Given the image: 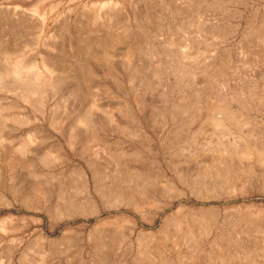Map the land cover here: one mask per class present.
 Instances as JSON below:
<instances>
[{"label": "rangeland", "instance_id": "obj_1", "mask_svg": "<svg viewBox=\"0 0 264 264\" xmlns=\"http://www.w3.org/2000/svg\"><path fill=\"white\" fill-rule=\"evenodd\" d=\"M110 16L111 29L109 24L105 30L91 25L97 17L105 22ZM252 24L258 39L245 44ZM105 37L118 40L110 43ZM230 52L231 86L259 77V64L264 63V0H182L180 4L174 0H0V264H151L139 254L137 245L124 254L130 222L117 217L135 219L136 232L155 231L181 204L184 210L175 215L180 225L177 229L171 225L169 231L182 246L184 264H264V235H250L251 226L264 224V211L258 210L264 208V166L250 163L257 173L252 187L234 181L231 171L221 173L226 182L242 184L230 193L203 189L202 195L186 191L180 197L158 198L145 188L142 193L151 203L148 215H140L127 204L117 207L102 202L89 166L105 170L100 183L115 193L114 179L144 176L156 160L167 172L164 158L182 166L181 158L189 154L187 142L206 114L204 97L196 89L211 78L206 66H217ZM175 54L180 65L191 64L197 72L178 73ZM21 83L32 91L23 92ZM168 83L176 85L171 97L188 96L194 103L180 116L190 124L170 121L161 128V102ZM92 96L97 110L92 107ZM144 103L158 104L152 118L139 110ZM193 115L197 120L192 122ZM239 118L242 126L236 123L231 145L229 141L218 144V138L211 140L203 133L195 142L198 149L216 153L220 145L236 151L251 147L259 133L254 129L256 138L251 141L246 130L253 124V128L264 125V106ZM152 119L158 120L153 123ZM182 127L187 129L183 132ZM262 130L264 134V126ZM261 143L264 149V139ZM22 145L26 150L21 152ZM210 162L203 157L192 164L193 176L204 174ZM246 163L240 160V169ZM83 171L90 178L89 190L82 186ZM93 201L98 212L92 209ZM103 218H108L111 234L100 240L103 247L97 249L89 234ZM238 232L246 234L236 237ZM110 241L113 246L108 249ZM141 241L144 244L145 238ZM168 245L164 251L158 247L153 257L175 264Z\"/></svg>", "mask_w": 264, "mask_h": 264}, {"label": "bare ground", "instance_id": "obj_2", "mask_svg": "<svg viewBox=\"0 0 264 264\" xmlns=\"http://www.w3.org/2000/svg\"><path fill=\"white\" fill-rule=\"evenodd\" d=\"M176 1L177 4H180L182 0H174ZM181 7V6H180ZM150 11V10H148ZM189 13V12H188ZM190 14L192 15V13L190 12ZM194 14V13H193ZM150 15V14H149ZM104 17V16H103ZM139 17V14H138ZM120 21V20H119ZM112 23H113V18L110 16L108 19L104 20L100 17H97L96 19H94L91 23L92 26L95 27H101V28H105L107 26H105L106 24H109V28H112ZM117 24V23H116ZM148 25V24H147ZM132 27V26H131ZM94 28V27H93ZM108 28V27H107ZM122 29V28H121ZM256 32L257 29L255 27H253V24L251 25V30L249 31V34L245 37L244 43L245 44H250L253 43L254 41H257V36H256ZM104 33V32H103ZM154 35V34H153ZM181 35V34H179ZM90 36V34H89ZM93 36V35H92ZM102 36V34H101ZM155 36V35H154ZM186 36V35H185ZM256 37V38H255ZM92 38V37H91ZM97 38V37H96ZM105 37V41L107 42H114L117 41L118 38L116 37H109L107 38ZM132 38V37H131ZM179 38V37H178ZM93 40V39H92ZM260 41V40H259ZM121 42V41H120ZM263 42V41H260ZM180 46V45H179ZM88 48V46H87ZM241 48V47H240ZM96 50V49H95ZM100 50V49H99ZM240 50V49H239ZM242 51V50H241ZM97 52L95 51V54ZM233 53H227L225 55V59H221L219 63H217V66L214 67H207V69H209V73L211 74V78H209V80H206L205 85H201L199 87V89L196 90H200V94L204 97V101L202 108H205L206 114H205V119L204 121L199 120V125L197 124L198 128L196 130V133L194 135H192V137L190 138V142H187V138L188 136H186V142L190 143L187 144L190 146L189 148V154L187 156H183L181 158L182 163H184L182 166L179 164H169V160L165 159V165H167L168 168V172L167 170L163 167V165L161 164V161L156 160L154 161V164H156V166L152 165V170L150 173L145 174L144 176H137V178L135 179H131L129 176H125L124 180H117L114 179L112 181V184L115 186H118L116 189L119 191H117V193H115L113 190L111 189H105L104 186L100 183L101 177L103 175V173L105 172L104 169L100 168V167H95L94 164L89 163V166L92 169V180H93V184H94V189L99 192V194L101 195V199L102 202L106 201L107 203L111 204V205H115L118 207V205L121 204H127L128 206H132L134 208V210H136L140 215H148L151 214L150 208H148V206L151 203H148L145 195H143V190L145 188H150L152 190V195L155 197L161 196V197H167L169 195H171L173 197H180L182 195H184L186 193V191L189 192H194L198 195H202L203 193V189H205L206 193L209 191H218L219 192H226V193H230V192H234L237 188V186L242 185V184H237V183H243L245 185L247 184H252L255 177H256V170L254 169V167L250 164L251 162H255L257 163V165L259 164L261 166H264V149H263V145L261 143L262 139H264V134H262V128L264 125L262 126H253L251 125V130H246L249 134V139H255L254 135H253V131L254 129L259 133V137L258 139L254 140L257 142L252 143L253 145L251 147H245L243 149L239 148L238 151L232 149V147H229L228 149L223 147L222 145H220L217 149L216 153H210L207 151H202L200 149H198V146L195 144V142H197V139H199V135H203L206 134L211 140L212 138L216 137L218 138L219 142L218 144H225L226 142L229 141V145H231V135L233 133V131L235 130L234 127H237L238 125H241V123H237L241 122L239 116H242L243 114H247V112L251 111L252 109H256L258 108V106H264V63H260L259 65L261 66V70L259 73V77L258 78H254V77H248L246 78L242 83L238 84L237 86H231V82L229 75H231V73L233 72L232 70H230L231 66L229 63V58ZM236 54V53H235ZM234 54V55H235ZM62 55V54H61ZM68 56V55H67ZM130 54H127V59H130ZM62 57V56H61ZM175 57V61H176V66H177V72H181V71H185V73L189 72V74L194 75L195 70L192 68L193 65L190 67V65L185 64V66L183 67L182 65L179 64V58L177 56V54L174 55ZM64 58V57H63ZM233 58V56H232ZM66 59V58H65ZM70 60V59H69ZM233 60V59H232ZM262 61V60H261ZM185 62V61H184ZM183 62V63H184ZM217 62V61H216ZM244 62V61H243ZM182 63V62H181ZM186 63V62H185ZM190 63V62H189ZM211 63V62H210ZM197 64V63H196ZM201 64V63H200ZM236 64V63H235ZM168 65V64H167ZM184 65V64H183ZM169 66V65H168ZM171 66V65H170ZM199 66V65H198ZM197 66V67H198ZM65 67V66H64ZM173 67V66H172ZM195 67V66H194ZM196 67V68H197ZM201 68V66H199ZM250 67V66H249ZM20 68V67H19ZM163 68V67H162ZM176 68V67H175ZM195 68V69H196ZM199 68V69H200ZM203 68V65H202ZM204 67V69H206ZM236 68V67H235ZM259 68V67H258ZM10 69V68H9ZM198 69V68H197ZM249 69H252L251 67ZM79 70V69H78ZM201 70V69H200ZM203 70V69H202ZM256 70V69H255ZM17 71V69H16ZM20 70H18L19 72ZM41 71V70H40ZM174 71V70H173ZM204 71V70H203ZM230 71H232L230 73ZM39 72V70H38ZM165 72V71H164ZM191 72V73H190ZM201 71H199L200 73ZM236 72V69H235ZM238 72V71H237ZM249 72V71H248ZM16 73V72H15ZM27 73V72H26ZM29 73V72H28ZM163 73V72H162ZM177 73V74H178ZM241 73V72H240ZM243 73V72H242ZM258 73V72H256ZM14 74V73H13ZM25 74V73H24ZM153 74V73H151ZM164 74V73H163ZM184 75V73H182ZM203 73H201L202 75ZM237 74V73H236ZM245 74V73H244ZM243 74V75H244ZM77 75V74H76ZM154 75V74H153ZM151 75V76H153ZM161 75V74H160ZM175 75V74H174ZM186 75V74H185ZM238 75H240L238 73ZM237 75V76H238ZM242 75V74H241ZM81 76V75H80ZM79 76V77H80ZM150 76V77H151ZM19 77V76H18ZM22 78L24 76H21ZM29 77V76H28ZM181 77H183L181 75ZM244 77V76H243ZM158 78V77H157ZM190 78V77H189ZM192 78V76H191ZM195 78V77H194ZM232 79L234 77H231ZM9 79V78H8ZM20 79V78H18ZM36 79V78H35ZM198 79V78H197ZM202 79V78H201ZM240 80V78H238ZM10 80V79H9ZM181 80V79H180ZM179 80L178 77V83H181L182 81ZM243 80V79H242ZM154 81V78H153ZM176 81V82H177ZM234 81V80H233ZM146 82V81H145ZM148 82V81H147ZM150 82V81H149ZM157 82V81H156ZM155 82V83H156ZM166 82V81H165ZM173 82V81H172ZM189 82V81H188ZM196 82V81H195ZM81 83V82H80ZM83 83V82H82ZM158 83V82H157ZM191 83V81H190ZM215 83H218L220 85H222L221 87H224L223 90H220V88L218 86H215ZM234 83V82H233ZM232 83V84H233ZM149 84V83H148ZM152 84V83H151ZM174 84V83H173ZM184 84V83H183ZM182 84V85H183ZM199 84V83H198ZM201 84V82H200ZM188 85V84H187ZM186 85V86H187ZM197 85V83H196ZM195 85V86H196ZM236 85V84H234ZM67 86V85H66ZM83 86V85H82ZM148 86V85H147ZM157 86V85H156ZM194 87V85H192ZM84 87V86H83ZM149 87V86H148ZM176 87V85H170L169 83L165 86L163 93L164 95L162 96V102H161V110L164 112V117L161 119V128L165 127L166 125L169 124V122L171 121V123H178V124H184L182 122H186L188 119L185 120H181L180 116H182V113L187 112L188 109H190L192 101L187 97H179V96H175L171 97L173 94V90ZM197 87V86H196ZM197 87V88H198ZM1 88V86H0ZM19 88L21 90H23V92H29L32 91V88H30L28 85L26 84H20ZM142 88V87H141ZM140 88V89H141ZM154 88V86H150L149 87ZM180 88V87H178ZM191 88V87H190ZM63 89V88H62ZM189 89V88H188ZM185 90V89H184ZM193 90V88H192ZM221 92H220V91ZM4 91V90H3ZM15 91V90H14ZM13 91V92H14ZM60 91V90H59ZM219 91V92H218ZM5 92V91H4ZM12 92V93H13ZM16 92V91H15ZM14 92V93H15ZM194 92V91H193ZM218 92V93H217ZM21 93V92H20ZM182 93V92H181ZM191 93V92H190ZM188 93V94H190ZM147 94V93H146ZM187 93L185 95H188ZM212 95L214 96V99H210L209 97H211ZM195 96V95H194ZM193 96V97H194ZM199 96V95H197ZM196 96V97H197ZM23 97V96H22ZM93 97V96H92ZM92 97H90V100H92L91 104L92 107L96 108V101L93 97V99H91ZM202 97V98H203ZM34 98V97H33ZM159 98V97H158ZM161 98V97H160ZM192 99V98H191ZM27 100V99H26ZM3 101V99H2ZM191 102V103H190ZM195 102V100H194ZM129 103V101H128ZM4 104V103H3ZM90 104V105H91ZM171 105V113L168 115V105ZM194 104V103H192ZM197 104V103H196ZM200 104V103H198ZM134 105V104H133ZM158 105V104H157ZM154 105L152 103L149 104H141L139 105V110L141 111V113L143 114H147L148 118H152L153 112H154ZM233 105H236V109L233 107ZM41 106V105H40ZM90 106V108H92ZM197 107V106H196ZM200 107V106H199ZM157 108V107H156ZM160 108V106H159ZM201 108V107H200ZM3 109V108H2ZM6 109V107H5ZM43 109V108H42ZM97 110V108H96ZM193 110V109H192ZM191 110V111H192ZM198 110V109H197ZM203 110V109H201ZM156 111V110H155ZM44 112V111H43ZM195 112H197L195 110ZM130 113H132V111H130ZM44 114V113H43ZM93 114V113H92ZM158 114V113H157ZM161 114V113H160ZM185 114V113H184ZM196 114V113H194ZM18 115V114H17ZM133 115V113H132ZM155 115V114H154ZM200 115V114H199ZM12 116V115H11ZM16 116V115H15ZM162 116V115H159ZM186 116V115H185ZM188 116V115H187ZM190 116V115H189ZM188 116V117H189ZM194 116V115H193ZM204 116V115H203ZM13 117V116H12ZM19 118V117H18ZM193 118V117H192ZM197 117L194 116V120L196 121ZM203 118V117H202ZM14 119V118H12ZM17 118L15 117V119L13 121H15ZM159 119V117H158ZM156 119V120H158ZM153 120V119H152ZM153 120V123L154 121ZM256 120V119H255ZM23 121V120H22ZM74 121V120H73ZM191 121V120H190ZM188 122V121H187ZM186 122V123H187ZM191 122V123H192ZM243 122V120H242ZM252 122V121H251ZM156 123V122H155ZM189 123V122H188ZM203 123L205 124L203 126ZM237 123V124H236ZM255 123V122H253ZM190 124V123H189ZM243 124H246L243 122ZM16 125V124H15ZM143 125V124H142ZM174 125V124H173ZM248 125V124H246ZM1 126V125H0ZM188 126V125H187ZM242 126V125H241ZM240 126V127H241ZM14 127V126H13ZM180 126H178L179 128ZM250 127V126H249ZM158 126V130L161 129ZM172 130V127H170ZM184 127H182L183 129ZM186 128V127H185ZM246 128V127H245ZM181 129V127H180ZM187 129V128H186ZM183 129V132L184 130ZM250 129V128H249ZM1 130V127H0ZM193 130V129H192ZM195 130V128H194ZM238 130V129H237ZM181 131V130H180ZM190 131V130H189ZM239 131V130H238ZM1 132V131H0ZM172 132V131H171ZM179 132V131H178ZM181 134H184V133ZM187 131H185L186 133ZM240 132L242 133V129L240 130ZM246 132V133H247ZM13 133V132H12ZM188 133V132H187ZM186 133V134H187ZM18 134V133H17ZM190 134V133H189ZM192 134V133H191ZM178 135L177 132L176 134L174 133L172 135V137L174 138V136ZM247 135V134H246ZM165 136V135H164ZM185 136V135H184ZM191 136V135H190ZM1 137V135H0ZM34 138V137H33ZM172 138V139H173ZM177 138V137H176ZM175 138V139H176ZM165 140V139H164ZM178 140V138L176 139ZM175 140V141H176ZM189 140V139H188ZM261 140V141H260ZM252 141V140H251ZM250 141V142H251ZM16 143V142H15ZM153 143V142H152ZM174 143V142H173ZM198 144V143H197ZM186 145V144H185ZM186 145V146H187ZM228 145V146H229ZM243 145V144H242ZM100 147V146H99ZM184 147V146H182ZM241 147V146H240ZM97 148V147H96ZM19 151H25V146L22 145L19 148ZM176 149V148H175ZM241 149V150H240ZM169 150V149H168ZM177 150V149H176ZM174 150V151H176ZM101 151V150H100ZM99 151V153H100ZM165 151V150H164ZM173 151V150H171ZM182 151V149H181ZM104 153V152H103ZM169 154L171 152H168ZM175 153V152H174ZM177 153V152H176ZM175 153V154H176ZM102 154V153H101ZM167 154V153H166ZM1 155V154H0ZM37 155V154H36ZM35 155V157H36ZM2 156V155H1ZM167 156V155H166ZM169 156V155H168ZM173 157V156H172ZM203 157H207L210 159V163H213L212 165H210V168H207V170L204 172V174H197L196 176H193L194 172H193V166L192 164L203 160ZM175 159V158H174ZM20 160V159H17ZM111 160V159H110ZM240 160H246L247 163L246 167H244L243 169H240L239 161ZM26 161V160H25ZM173 161V160H171ZM23 162V161H22ZM28 163V162H27ZM22 164V163H20ZM26 164V163H25ZM171 165V166H170ZM22 166V165H21ZM243 166V165H242ZM149 167V166H148ZM258 167V168H259ZM147 168V167H146ZM85 169V168H83ZM107 169V167L105 168ZM260 169V168H259ZM149 170V169H148ZM263 170V169H262ZM224 171H231L234 173L233 175V180L234 181H238L237 183H230V182H226L224 180L223 177H221V173H225ZM4 172V171H3ZM13 172V171H12ZM244 173V174H243ZM261 173H264V171ZM226 175V173H225ZM262 177H264V175H262ZM258 178V177H257ZM74 179V178H73ZM112 179V178H111ZM259 179V178H258ZM262 179V178H261ZM109 182H111L110 179H108ZM107 180V181H108ZM263 180V179H262ZM261 180V181H262ZM223 183H222V182ZM260 181V182H261ZM264 182V181H263ZM44 183V182H43ZM107 183V182H106ZM262 183V182H261ZM22 184V183H21ZM37 184H40L37 183ZM36 186L38 187L39 185ZM42 184V183H41ZM254 184V183H253ZM16 185V184H15ZM14 185V186H15ZM111 185V184H110ZM180 185L181 188H178L177 186ZM237 185V186H236ZM260 185V184H259ZM264 185V184H262ZM21 186V185H20ZM82 186L86 189L89 190L90 188V178L88 177V175L83 171L82 172ZM23 188V185L21 186ZM108 187V186H107ZM252 187V185H251ZM14 189V188H13ZM120 189V190H119ZM13 191V190H12ZM17 191V190H16ZM34 192V190L32 191ZM18 193V191H17ZM36 193V192H35ZM217 193V192H216ZM154 198V197H153ZM101 201V200H100ZM70 202V201H69ZM68 203V202H67ZM94 204H92V209H95L96 212L99 211L100 208H98L97 203L95 201H93ZM74 204V203H73ZM106 206V205H105ZM108 206V205H107ZM37 207V206H36ZM91 207V206H90ZM88 207V208H90ZM64 208V207H63ZM102 208V207H101ZM115 208V207H114ZM119 209V208H118ZM75 210V208H74ZM91 210V209H90ZM184 210V205H180L174 212H172L171 214H169L168 216H166L163 219V222L161 223L160 227L153 231V230H143L140 229L136 232V228H137V221L135 219H131L128 216H118L117 218H121V219H126L127 221L130 222V227L126 229V246H125V253L124 254H129L133 251L134 246L137 245L138 248V252L139 254H141V256H145L146 258L148 257L151 261V264H165L166 262L164 261V259H160L157 258L155 259L153 257L155 250L158 247H162L161 249L164 251L166 250L167 246H169L168 244L171 245V249L173 251H171V253H173V262L175 264H184V255H182L183 251H182V246L180 244V242H177L174 237L173 239L171 238V234H170V228L171 225L175 226L174 229L178 228V225H180V220L177 219L175 217V215H179L180 212ZM258 210L260 211H264L263 207H258ZM93 210V213L95 212ZM84 212V211H83ZM92 212V210H91ZM118 212V211H117ZM229 212V211H228ZM231 213V212H230ZM124 214V213H123ZM217 210L214 211L213 217L217 216ZM130 215V214H128ZM234 216V215H233ZM232 216V217H233ZM116 217V216H114ZM211 217V218H213ZM236 217V215H235ZM110 218V217H108ZM108 218H103L100 220L101 225L98 226V224H95L93 226V229L90 231V239L91 242L93 243V246L97 247V249H100L103 247L102 243L100 242L101 239H104L105 236H108L111 234V231L107 228L106 224H108ZM115 218V219H117ZM114 219V220H115ZM153 219V218H152ZM125 220V221H126ZM252 220V219H251ZM116 221V220H115ZM176 222V223H175ZM153 223V220H150V224ZM199 227V226H198ZM200 228V227H199ZM176 232L178 230H175ZM254 233H260L261 235H264V224L260 225V226H251V231H250V235L254 234ZM231 234V233H230ZM246 234L245 232H238L235 233L236 237H239L240 235H244ZM42 235V234H41ZM255 235V234H254ZM257 235V234H256ZM255 235V236H256ZM44 236V235H43ZM46 237V236H45ZM145 238L144 244H142L141 238ZM243 237V236H241ZM44 238V237H43ZM260 238V237H259ZM262 238V237H261ZM245 239V237H244ZM251 239V237H250ZM254 239V238H252ZM251 239V240H252ZM258 239V238H257ZM46 240V239H45ZM51 241V240H50ZM227 241V240H226ZM225 241V244L227 243ZM242 241V240H241ZM229 242V241H228ZM250 242V241H249ZM252 242V241H251ZM255 242V241H254ZM257 242V241H256ZM96 243V244H95ZM106 243V242H105ZM107 244V243H106ZM228 244V243H227ZM251 244V243H250ZM108 247L106 248H112L113 246V242L110 241L108 242ZM241 245V244H240ZM245 245V244H244ZM246 245H248V243H246ZM259 245V244H258ZM250 246V245H249ZM252 246V244H251ZM241 247V246H240ZM169 248V247H168ZM249 248V247H248ZM34 249V248H33ZM252 249H256V247L253 245ZM157 251V250H156ZM6 252V251H5ZM249 252V250H248ZM159 253V252H158ZM170 253V254H171ZM252 253V252H251ZM169 254V255H170ZM102 255V254H101ZM157 255V253H156ZM154 255V256H156ZM160 255V254H159ZM124 257L126 255H123ZM161 256V255H160ZM166 256V255H165ZM164 256V257H165ZM163 257V258H164ZM217 258V257H216ZM126 259V258H125ZM94 260V259H93ZM169 261V260H168ZM98 262V261H96ZM95 262V263H96ZM150 263V262H149ZM186 264V263H185Z\"/></svg>", "mask_w": 264, "mask_h": 264}]
</instances>
